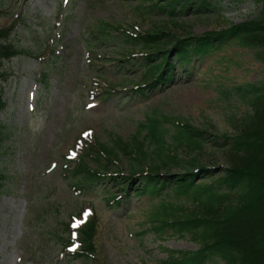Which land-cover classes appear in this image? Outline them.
I'll return each instance as SVG.
<instances>
[{
	"label": "rangeland",
	"instance_id": "rangeland-1",
	"mask_svg": "<svg viewBox=\"0 0 264 264\" xmlns=\"http://www.w3.org/2000/svg\"><path fill=\"white\" fill-rule=\"evenodd\" d=\"M213 1V10L197 12L192 5L171 15L161 9L164 0H0V28L13 25L9 42L28 52L1 61L6 77H0V264H160L171 250L199 248L189 234L154 229L149 215L162 203L172 204L173 218L176 208L187 213L199 207L176 197L170 184L156 195L139 193L141 179L126 177L138 163L133 144L144 139L150 118H157L174 148L178 124L187 123L203 131L200 147L177 146L178 163L160 165L156 178L173 181L193 171L198 183L209 182L205 168L220 174L227 167L228 143L222 142L236 134L250 110L249 96L237 88L264 81V62L256 58L261 49L228 41L193 55L187 66L172 50L171 79L145 82L147 50L124 37L162 32L163 51L178 39L241 24L260 10L253 0ZM101 23L114 37L99 33ZM141 84L142 92L136 89ZM118 140L128 144L127 153L110 158L101 171L117 172L118 178L74 186L69 167L82 146ZM154 149L145 139L144 169ZM93 156L88 162L96 168ZM110 190L124 191V204L106 206ZM92 216L95 252L72 258L78 243L65 223L72 220L74 228ZM206 264L224 263L214 258Z\"/></svg>",
	"mask_w": 264,
	"mask_h": 264
},
{
	"label": "trees",
	"instance_id": "trees-1",
	"mask_svg": "<svg viewBox=\"0 0 264 264\" xmlns=\"http://www.w3.org/2000/svg\"><path fill=\"white\" fill-rule=\"evenodd\" d=\"M253 1L260 4V10L255 17L222 31L178 39L171 49H160L162 32L148 31L131 37L125 36V41L138 44L147 50L146 57L143 58L145 82L152 80L163 83L171 79L170 70L173 64L168 54L172 50L177 62L187 66L194 56H203L209 50L232 41L240 47L260 48L256 58L264 62V0ZM163 3L161 9L168 8L171 15L188 11L192 5L197 12L216 8L213 0H164ZM103 24L99 25V33L105 37H114L106 30L110 26ZM12 27L13 25L0 28V77L3 78L6 73L1 70V61L28 54L26 50L9 42ZM137 86L142 88L141 85ZM237 90H242L249 96L250 110L238 121L236 134L222 142L228 143L225 152L227 167L218 175H214L209 169L203 170V178L209 179V182L195 183L197 173L193 172H187L173 181H160L156 178L160 165L178 163L174 151L177 146L185 144L190 149L200 147L201 141L198 138L201 137L202 130L187 123L178 124L174 137L177 145L171 149L173 145L166 144L163 135L166 130L159 127L162 120L150 118L149 130L144 139L136 140L133 144V149L138 153L134 158L138 163L131 169L129 177H138L143 182L139 193L156 195L165 185L170 184L176 197L183 196L196 202L199 207L198 211L187 213L176 208L178 213L173 218L170 214L174 209L172 204L162 203L149 215L150 222L158 233L168 229L180 235L189 234L199 242V248L194 251H170L168 258L160 264H206L214 258L222 260L224 264H264V81L246 84ZM142 91L141 89L140 92ZM3 107L4 103L0 101V109ZM145 139L155 145V157L151 159L146 170L143 168V160L148 159L149 154L144 150ZM127 151L128 144L119 140L110 146L99 142L85 144L83 154L74 162L75 183L86 187L93 183L99 184L100 180L102 183L108 181L110 177L101 171L106 170L110 158L114 159L120 152ZM92 153L95 155L93 159L96 161V168L88 165L87 158ZM117 175V172H113L110 179H117ZM108 192L105 202L112 203L113 207L121 199H125L124 193L114 195L112 190ZM168 209L171 210L168 212ZM68 226L65 223V227ZM95 229L96 219L91 218L77 230L80 248L71 254L72 258L95 252ZM66 243L67 241L64 244Z\"/></svg>",
	"mask_w": 264,
	"mask_h": 264
}]
</instances>
